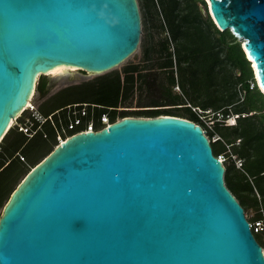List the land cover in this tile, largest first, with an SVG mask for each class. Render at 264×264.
<instances>
[{
	"label": "water",
	"instance_id": "95a60500",
	"mask_svg": "<svg viewBox=\"0 0 264 264\" xmlns=\"http://www.w3.org/2000/svg\"><path fill=\"white\" fill-rule=\"evenodd\" d=\"M206 1L246 41L264 93V0ZM141 33L138 0H0V141L38 76L111 70ZM0 264H264V248L201 124L128 115L71 135L27 173L0 217Z\"/></svg>",
	"mask_w": 264,
	"mask_h": 264
},
{
	"label": "trees",
	"instance_id": "16d2710c",
	"mask_svg": "<svg viewBox=\"0 0 264 264\" xmlns=\"http://www.w3.org/2000/svg\"><path fill=\"white\" fill-rule=\"evenodd\" d=\"M200 3L205 6L206 14ZM159 4L160 8L155 1V10L164 18V23L155 26L167 27L171 40L166 36L157 46L153 44L145 49V58H151L147 61L149 72H142L138 63H130L125 65L123 74L108 72L93 80L65 86L39 104L38 112L46 117L52 114V118L41 127H38L37 120L33 126L36 132L32 136L19 130L17 124L10 127L0 141V208L10 199L21 182L20 178H24L59 144L58 132L63 127L68 129L71 118L76 116L69 114L67 106L80 103L77 108L86 106L88 109L82 115L83 120L88 122L93 118L97 126L101 125L104 113H109L113 121L128 115L172 114L201 124L210 138L215 156H225L226 185L245 212L250 208L254 210L248 220L253 222L264 216V93L242 47L243 41L230 29L218 27L208 11L206 0H159ZM159 18L155 16L156 21ZM156 52H166L167 59L155 56ZM176 55L180 65L175 69ZM155 64L159 69L168 70L167 83L170 85L175 84L174 73L178 72V81L184 94L189 95V101H179L183 98L180 94L168 92L165 100L157 96L149 98L147 104L141 105L147 108L119 109L120 106H130L126 103L132 99L138 80L153 84ZM239 89L244 91L242 99ZM38 90L46 94L43 83L38 85ZM166 104L174 106L164 107ZM194 106L202 111L193 109ZM209 108L215 112L213 118L218 117L216 113L219 111L223 114L235 112L239 117L235 124L216 120L214 128L210 129L201 117L209 116L206 112ZM24 120V115L19 118V121ZM215 134L220 137L213 139ZM238 159L241 166L237 165ZM254 234L264 248V235L262 238L259 232Z\"/></svg>",
	"mask_w": 264,
	"mask_h": 264
},
{
	"label": "rangeland",
	"instance_id": "374dc122",
	"mask_svg": "<svg viewBox=\"0 0 264 264\" xmlns=\"http://www.w3.org/2000/svg\"><path fill=\"white\" fill-rule=\"evenodd\" d=\"M138 1H139L140 11H141V16H142V33H141V40H140V43H139V46L136 52L132 54L124 62L114 67L113 69L104 71L101 73L88 72V71L76 68V69H67L64 72L57 74V75L48 74V75L38 76L35 94L32 98V103L35 104L37 108L39 104L46 99V94L44 95L42 94L40 90H38V85L44 83V80L49 81V87H50L49 93H53L65 86H68L71 84H77L83 81L93 80L100 76H103L104 74H107L108 72L114 73V72L119 71L123 74L124 73L123 69L125 65L130 64V63H138L139 65L142 64L140 59L143 55V52L145 51L147 47H150L153 44L157 46L159 44V41L165 38L166 36L170 38V32L167 27L163 28L160 25L155 26V24H161V22L164 23V18L162 16L160 17L159 13L155 10V1L157 2L160 8L159 0H138ZM200 6L205 8V6L202 3H200ZM204 14H206V12H204ZM155 16L157 18L160 17L159 20L156 21ZM171 48L172 49L174 48L173 40L171 41ZM174 63H175V69H176V66L180 65V60L177 55L174 57ZM167 73H168V70L159 69L157 64H155V75L157 76V79L151 85L145 84L144 82H140V80H138L136 82L135 91H134V95L132 99L127 101L126 103L130 106H126V107L120 106L119 109L147 108L141 105L147 104L149 98H151L152 96H157L165 100L166 94L168 92H171L173 94H180L181 97H183L182 98L183 100L180 99L179 101H184V100L189 101L188 100V98H190L189 95L184 94L183 88L178 81V77H179L178 72L176 71L174 73L176 77V82L174 85H170L167 83ZM161 80H164L165 83L161 84L160 83ZM238 87H240V84L238 85ZM243 96H244V91L242 89H239V97L242 99ZM163 103H168V101H163ZM172 106L174 105L173 104L164 105V107H172ZM193 109H196L199 112H201V108H198L196 106H194ZM216 138H218V134H215L213 136V139H216ZM224 159H225V156H224ZM239 164L240 162L237 161V165ZM22 179L23 178H20V180ZM8 200L9 199H7L6 203L0 208V217L3 214L4 208ZM253 213H254V210L250 208L246 212V215L247 217L252 216ZM263 235H264V232H261L260 236L262 238H263ZM263 243H264V239H263Z\"/></svg>",
	"mask_w": 264,
	"mask_h": 264
},
{
	"label": "built area",
	"instance_id": "2783aa9c",
	"mask_svg": "<svg viewBox=\"0 0 264 264\" xmlns=\"http://www.w3.org/2000/svg\"><path fill=\"white\" fill-rule=\"evenodd\" d=\"M252 85H253V82H252ZM79 104L80 103H74V104H69L67 106L68 109H70L69 114L76 115L74 118H71V121L68 124V129H72L73 131L69 132L67 127H63L58 132L59 143L64 141L65 139H67L68 137H70L71 135L75 133H78L81 131L99 130L103 127L110 125L112 122L116 121L117 119L122 118V117H117L113 121L109 113H104L101 116V125L97 126L93 118H91L88 122H85V120H83L82 115L86 114L88 109L86 106L82 107L81 109L77 108ZM84 105H86V103ZM37 109H38L37 106L31 103V105H28L26 108L22 110V112L18 116L15 117L14 123L12 125L17 124L19 130H23L24 132L32 136L36 132V129H33V126L37 120L39 121L38 127H41L42 124L47 119L52 118V114L46 117V116H43L41 113H39ZM206 112L209 114V116L207 117L206 115H201V117L204 120L206 126H208V128L210 129L214 128V124L216 120L220 121L221 123L235 124L237 122V118L239 117V114L235 112L223 114L222 112L219 111L216 113L218 114V117L213 118V114L215 112L211 108L207 109ZM78 114H81V115H78ZM23 115H24L25 120L19 121V118L22 117ZM218 137L220 136L218 135ZM217 157H219L221 160L224 161L223 154H219ZM237 161L240 162L239 166H241L242 164L241 161L239 159ZM250 225H251L253 232H259V233L264 232V216L258 220L250 222Z\"/></svg>",
	"mask_w": 264,
	"mask_h": 264
},
{
	"label": "bare ground",
	"instance_id": "6f19581e",
	"mask_svg": "<svg viewBox=\"0 0 264 264\" xmlns=\"http://www.w3.org/2000/svg\"><path fill=\"white\" fill-rule=\"evenodd\" d=\"M245 40H246V39H245ZM243 45L245 46V49H246V51H247L248 56H249L250 59H252L253 62H254V59H253V57H252V55H251V53H250V51H249V49H248V47H247L246 41L243 42ZM254 66L256 67L255 62H254ZM67 69H76V67H74V66H69V65H64V64H60V65H57V66H55L54 68L50 69V70L48 71V74L57 75V74H60V73L64 72V71L67 70ZM37 78H38V77H37ZM258 81H259V80H258ZM35 89H36V87H35V88L33 89V91L31 92V98L28 100L27 104L22 108V110H23L24 108H26L28 105H31V103H32V98H33V96H34V94H35ZM20 112H21V111H20ZM20 112H19V113H20ZM19 113H18V114H19ZM14 120H15V118H12V120H11V122H10L8 128H7V130H9L10 126H12V124L14 123ZM7 130H6V131H7ZM2 137H3V136H2ZM2 139H3V138H2Z\"/></svg>",
	"mask_w": 264,
	"mask_h": 264
},
{
	"label": "flooded vegetation",
	"instance_id": "af4514ba",
	"mask_svg": "<svg viewBox=\"0 0 264 264\" xmlns=\"http://www.w3.org/2000/svg\"><path fill=\"white\" fill-rule=\"evenodd\" d=\"M155 56H157V57H161L163 60H166L167 59V53L166 52H163V53H159V52H156V54H155ZM141 62H142V64H141V71L142 72H149L150 71V69L147 67V61H150L151 60V58L149 57V58H145V54H143L142 55V57H141ZM157 79V76L155 75V80ZM44 89L46 90V98H48L49 96H51L52 94H54V93H56V92H53V93H49V91H50V87H49V81L48 80H44ZM49 93V94H48Z\"/></svg>",
	"mask_w": 264,
	"mask_h": 264
}]
</instances>
